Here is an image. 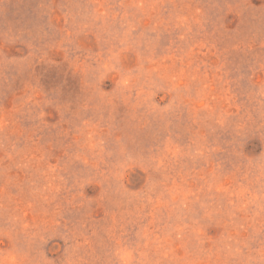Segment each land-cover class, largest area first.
<instances>
[{
	"label": "rangeland",
	"instance_id": "rangeland-1",
	"mask_svg": "<svg viewBox=\"0 0 264 264\" xmlns=\"http://www.w3.org/2000/svg\"><path fill=\"white\" fill-rule=\"evenodd\" d=\"M0 264H264V0H0Z\"/></svg>",
	"mask_w": 264,
	"mask_h": 264
}]
</instances>
